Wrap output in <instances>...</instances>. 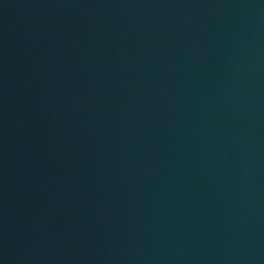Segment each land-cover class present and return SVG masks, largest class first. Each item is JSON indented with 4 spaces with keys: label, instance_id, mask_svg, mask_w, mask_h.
<instances>
[{
    "label": "water",
    "instance_id": "water-1",
    "mask_svg": "<svg viewBox=\"0 0 264 264\" xmlns=\"http://www.w3.org/2000/svg\"><path fill=\"white\" fill-rule=\"evenodd\" d=\"M0 264H264V0H0Z\"/></svg>",
    "mask_w": 264,
    "mask_h": 264
}]
</instances>
